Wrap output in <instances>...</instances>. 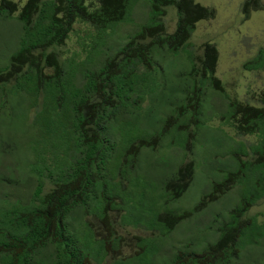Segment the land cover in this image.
I'll use <instances>...</instances> for the list:
<instances>
[{
  "label": "trees",
  "instance_id": "16d2710c",
  "mask_svg": "<svg viewBox=\"0 0 264 264\" xmlns=\"http://www.w3.org/2000/svg\"><path fill=\"white\" fill-rule=\"evenodd\" d=\"M140 1L146 0H26L20 8L18 16L25 33L22 46L12 56L11 67L6 71L10 75L5 78L19 80L20 86L22 82L28 83L33 94L42 91L45 107L33 115L42 125L38 128L39 141L34 145L31 181L19 190L20 174L8 177L7 171L0 173V182L5 178L14 193L10 203L2 204L0 200V264H102L107 259L110 264H134L132 260L147 251H159L154 247L152 250L147 243L152 238L148 234L136 233L134 238L127 239L119 232L122 226L130 224L140 232L152 229L165 235L167 215L163 210L167 211L169 198L165 197L162 205L137 210L133 219H122L133 197L118 195L116 188L128 183L135 151L130 146L123 155L116 154L113 146L107 147L111 144H107L103 130L111 118L145 95L151 55L158 48L190 50L188 40L195 23L213 18L214 8L194 0H147L150 11L147 21L114 55L95 62L90 73H80L74 80L62 68L64 62L85 58V52L94 50L101 38L103 41L120 23L129 20L133 7ZM170 5L177 11L173 33L166 32L163 21L165 7ZM18 6L13 0H0V9L9 14L16 12ZM262 8L259 0H245L243 18L247 19L251 9ZM75 23L85 28L73 31ZM71 32L80 49L61 58L55 48ZM216 57V48L208 42L204 44L203 58L196 62L192 55L189 74L195 81L188 90V98L194 105L202 88L221 86L214 76ZM263 63L260 50L245 67L256 69L263 67ZM43 66L51 67L53 73L43 74ZM45 81L48 86L43 88ZM257 102L256 106L233 101L232 113L223 120L238 135L256 136L253 143L240 142L241 149L236 154L243 183L251 181L245 194L250 203H256L264 195V91ZM5 144L0 138V149ZM242 155L250 157L242 159ZM191 168L192 162L180 169L183 177L189 169L185 184L191 180ZM107 186L112 188L111 193L107 192ZM170 186L180 185L169 183L166 196L169 191L175 193ZM70 212L73 217L82 214V234H75L66 221ZM148 215H155L156 220L140 221ZM256 218L252 215L250 224L232 245L220 237L199 252L178 251L166 264H233L232 257L238 255V250L264 239V219L259 222ZM124 245L132 248L129 254L121 253Z\"/></svg>",
  "mask_w": 264,
  "mask_h": 264
},
{
  "label": "rangeland",
  "instance_id": "374dc122",
  "mask_svg": "<svg viewBox=\"0 0 264 264\" xmlns=\"http://www.w3.org/2000/svg\"><path fill=\"white\" fill-rule=\"evenodd\" d=\"M13 1L19 5L16 12L9 14L0 9V138L6 143L0 149V173L7 171L8 177L20 174L22 184L18 188L21 190L32 175L31 165L36 156L34 145L39 141L38 128L42 125L39 118L35 119L33 115L44 110L45 94L42 91L33 94L28 83L22 82L20 86L19 80L5 78L10 75L6 71L11 67L12 56L21 48L25 33L18 15L26 0ZM244 1L194 0L214 8L215 16L195 23L188 40L191 51L158 48L151 55L152 68L146 81L148 89L145 95L134 106L123 108L104 127L103 136L107 144H111L108 148L113 146L116 154L120 155L130 146L135 151L136 158L128 174L130 181L128 179V183L116 188L118 195L133 197L130 202L132 206L129 204L121 212L122 219H133L137 210L162 205L165 197L169 198L167 211L163 210L167 215L165 226L168 232L165 235L152 229L140 232L130 224L120 229L119 233L127 239L134 238L136 233L148 234V237H152L147 242L152 250L153 247L159 249L157 253L147 251V254L138 256L132 260L134 264H166L178 251L199 252L220 240L223 225H231L229 210L241 208L240 198L249 191L251 181L248 180L245 185L242 174H239L232 188L224 192L223 188L220 189L222 193L219 197L210 199L205 196H212L213 182L222 180L228 172L234 174L242 168L236 157L241 149L240 142L248 144L256 141L255 135H238L223 121L232 113L233 101L257 106L258 95L264 91V63L263 67L256 69L245 67V63L255 58L260 50L264 57V8L251 9L247 19H244L241 11ZM259 1L264 6V0ZM149 12L147 0L140 1L133 7L129 20L120 23L103 41L101 38L94 50L85 52V58L64 62L63 72H67L71 80L80 73H90L95 62L98 64L114 55L124 42L140 30ZM163 21L166 32L173 33L177 23L175 7H165ZM84 28L78 23L73 25V31L81 32ZM207 42L216 48L214 76L221 86L202 88L197 104L187 107L188 90L194 87L195 81V77L189 74L191 58L193 55L196 62L203 58L204 44ZM79 49L71 32L55 51L64 58ZM41 71L43 74L53 73L52 68L47 66H43ZM46 86L47 81L43 83V88ZM241 157L247 159L250 156ZM190 162L191 180L184 184L185 188H174L175 195L169 191L166 196V186L179 183L174 175L182 165L187 166ZM187 174L183 177L184 181ZM9 185L5 178L0 182L2 204L10 203L14 194ZM111 189L106 187L109 193ZM122 203L121 206H125V201ZM252 215H258L260 221L264 219V198L248 209L246 217ZM65 219L75 229L73 232L79 235L82 214L73 217L70 212ZM149 219L153 222L156 216L148 215L140 221L149 223ZM121 250L126 255L132 248L124 245ZM231 263L264 264V239L238 250ZM102 264H110V259Z\"/></svg>",
  "mask_w": 264,
  "mask_h": 264
},
{
  "label": "flooded vegetation",
  "instance_id": "af4514ba",
  "mask_svg": "<svg viewBox=\"0 0 264 264\" xmlns=\"http://www.w3.org/2000/svg\"><path fill=\"white\" fill-rule=\"evenodd\" d=\"M193 106H195V105L188 98L187 107H193ZM237 161L240 163V160H237ZM183 167H185V165H182V167H180L178 172L176 173L178 177L176 178L175 181L176 182L179 181V183H172L174 186H176L177 184L180 185L181 188L186 183L183 181V175L180 172V169H182ZM240 170L241 169H238V171H236L234 174H232L231 172H228V174H226V176L222 180L213 182L214 185H213V190H212V196L208 195V197H210V199H215V198L219 197V195L222 192H224V190L232 188L233 185L236 183V179L239 178V174H243ZM172 187L173 186H170V189L174 192V188H172ZM222 188H223V190L221 192L220 189H222ZM216 192L218 193L217 195H215ZM205 196H207V195H205ZM204 197H203L202 201H204ZM262 198H264V195H262V197L259 199H262ZM240 201H241V208H233V209L229 210V214L232 216V218H231V225L232 226L228 223H225L223 225L222 231H224V232L221 235V237L223 238L222 239L223 241H225L226 243L229 244V246L232 245V243H234L236 241V239H237L238 235L241 233L242 229L244 227H246L248 224H250V222H251L252 216L246 217V212L255 203H250V201L247 200L245 196L240 198ZM256 217H257L256 219L259 222H262L258 219V215H256ZM231 228H233V229H231ZM226 231L231 232V234L226 233Z\"/></svg>",
  "mask_w": 264,
  "mask_h": 264
}]
</instances>
